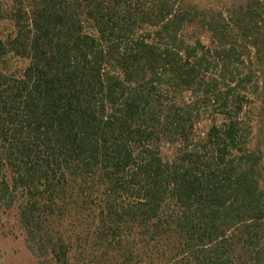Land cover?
Instances as JSON below:
<instances>
[{"label":"trees","instance_id":"obj_1","mask_svg":"<svg viewBox=\"0 0 264 264\" xmlns=\"http://www.w3.org/2000/svg\"><path fill=\"white\" fill-rule=\"evenodd\" d=\"M16 19L0 39V216L15 212L35 256L264 264L262 156L243 116L264 99V0L227 15L34 0Z\"/></svg>","mask_w":264,"mask_h":264},{"label":"rangeland","instance_id":"obj_2","mask_svg":"<svg viewBox=\"0 0 264 264\" xmlns=\"http://www.w3.org/2000/svg\"><path fill=\"white\" fill-rule=\"evenodd\" d=\"M176 4L183 0H172ZM197 6L199 10L223 12L228 14L230 0H185ZM34 0H0V39H6L17 31L16 12L23 10L28 12ZM199 37L201 41L209 46L210 34L203 29H198L192 40ZM9 66L12 70L18 67V60L10 58ZM264 88L263 84L260 85ZM243 88V87H242ZM241 88V89H242ZM253 88V87H249ZM240 89V90H241ZM243 90V89H242ZM245 92V91H243ZM251 101L244 107V119L250 123L252 135L250 139L251 148L262 156V173L264 177V99L250 97ZM185 100L189 102L191 97L185 94ZM211 112L208 111L200 122L199 133L206 131L211 122ZM219 122L222 121L217 117ZM39 259L27 247L25 236L20 228L17 215L11 212L9 215L0 216V264H54L50 260Z\"/></svg>","mask_w":264,"mask_h":264}]
</instances>
